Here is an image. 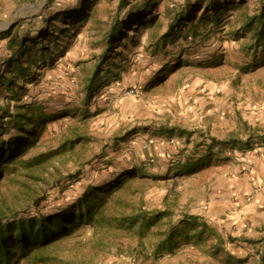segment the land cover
I'll return each instance as SVG.
<instances>
[{
    "label": "rangeland",
    "instance_id": "rangeland-1",
    "mask_svg": "<svg viewBox=\"0 0 264 264\" xmlns=\"http://www.w3.org/2000/svg\"><path fill=\"white\" fill-rule=\"evenodd\" d=\"M143 1L128 0L119 18L134 13V6ZM147 1L156 37L151 39L144 27L148 16L142 22L124 24L106 58V65L120 76L108 73L105 64L101 65L96 87L90 91L83 85L104 48L118 0H37L0 17V74L8 71L12 56L21 53V44L30 46L20 59L32 69L18 79L13 90L0 84V105L11 111L25 106L42 117L38 143L26 156L55 153L32 200L21 195L16 203L11 190L20 188L18 183L10 190L8 179L0 185V191H5L16 206L17 218L65 210L91 187L102 197L107 186L123 184L136 176L134 168H145V177L133 178L114 198L121 202L119 208L125 205L127 211L143 208L149 217L147 223L138 221L130 229L115 228L119 235H104L109 239L105 248L90 242L93 230L83 225L76 236L59 245L58 259L44 264H237L212 255L202 244L185 243L180 236L172 251L162 244L169 230L184 225L181 220L189 206L204 201L203 187L218 171L192 162V173L171 172L167 161L158 164L151 157L139 156L135 144L125 148L130 141H123V137H134L136 129H144L141 134L149 135L173 122L191 132L205 130L199 107L206 99L203 87L211 82L230 86L237 96L263 104L264 39L254 41L253 31L241 26L242 10L234 7L246 5L251 14L262 9L264 0ZM186 8L198 33L193 35L189 25L181 27L182 22L172 28L168 39L160 40L158 36L171 21L169 14ZM41 40L49 47L43 48ZM41 51L43 60L38 59ZM3 121L12 127L8 117ZM245 126L242 129L239 125V136L249 132ZM68 139L74 141L70 149H66ZM15 163L19 167L20 163ZM157 165L158 171L154 170ZM199 167L204 170H194ZM72 243L84 247L77 251Z\"/></svg>",
    "mask_w": 264,
    "mask_h": 264
},
{
    "label": "trees",
    "instance_id": "trees-1",
    "mask_svg": "<svg viewBox=\"0 0 264 264\" xmlns=\"http://www.w3.org/2000/svg\"><path fill=\"white\" fill-rule=\"evenodd\" d=\"M127 1L118 0L112 26L104 37V48L100 56L95 59L92 72L83 85L87 91L95 89L96 76L101 65L105 64L108 73H112L116 77L120 76V73L110 64L106 65V58L114 50L116 40H119L123 33L124 24L136 20L141 21L148 16V23L144 27L151 39L157 35L155 26L152 25L154 16L150 14V2L147 0L135 5L134 13L127 12L123 19L119 18V11L126 6ZM239 8L242 10L239 17L241 26L253 31L254 41L261 42L264 39V12L262 11L264 4L262 9L251 14H248L246 5L234 7V9ZM216 11L217 9L213 14ZM169 16L171 21L168 22L164 34L158 36L160 40L168 39V36L173 34L172 28L182 22L184 24H181V27L189 25L193 35L198 33L188 8L172 11ZM203 18L202 16L200 20L204 24ZM187 22L189 24H185ZM47 31L50 35L55 36L50 29ZM30 40L28 38L27 41L30 42ZM39 43L43 48L49 47V44H43L42 40ZM20 47L22 51L15 57L12 56V63L9 64L8 71L0 74V84L11 90L20 77H26L32 72L30 64H25L20 59L23 51H27L30 46L21 44ZM27 55L29 56L28 53ZM39 55L38 59L43 60L45 56L43 51ZM32 61L37 62V59L32 58ZM110 63L112 64V62ZM4 117H8L12 127L9 128L5 124ZM41 118L25 106H18L15 111H11L5 105H0V185L5 183L4 179H8L6 186L10 190L14 183H18L20 188L16 191L11 190V197L15 199L16 203H19L21 195L30 200L34 198L38 182L44 179L43 171L49 165L52 154H55L40 153L33 157L26 156L38 143ZM75 139L81 140V137ZM72 143H74L73 140H66V144H68L66 149H70ZM16 161L20 163L19 167H17ZM132 172L136 173V176L128 178L123 184L116 185L114 188L107 186L108 188L104 190L106 191L105 195L102 197L98 194L99 190L91 187L83 192L73 205L64 208L65 210H51L37 216L27 213L24 218H17L18 212L16 206L10 202L11 197H7L5 191H0V264H44L52 259H58L59 245L76 236L83 225H88L93 230L90 242L96 247L105 248L109 243V239H105V236L109 235L115 238L119 235L115 228L130 229L138 221L147 223L149 217L143 208L137 212L133 209L127 211L125 205L119 208L121 202L114 198V194L124 189L133 178L146 176L143 167L134 168ZM33 203L37 204L38 202L33 200ZM110 204L113 205L110 207ZM112 208L118 211H112ZM184 221V225L181 224L175 231L169 230L166 233L162 244L167 246V251H172L173 246L178 243V236H180L185 243H192L195 246L202 244L212 255L221 256L227 260L231 259V256L222 247L221 240H218L214 228L202 222L198 223L196 217ZM72 245L77 251L84 247L77 243H72Z\"/></svg>",
    "mask_w": 264,
    "mask_h": 264
},
{
    "label": "crops",
    "instance_id": "crops-1",
    "mask_svg": "<svg viewBox=\"0 0 264 264\" xmlns=\"http://www.w3.org/2000/svg\"><path fill=\"white\" fill-rule=\"evenodd\" d=\"M31 1L37 0H0V17ZM229 87L212 82L203 87L206 99L199 111L205 130L191 132L173 122L149 135L136 129L134 137L126 134L123 141H130L125 148L135 144L139 156L158 164L167 161L171 172L192 173V162L215 168L218 173L203 187L204 201L189 206L182 223L196 217L198 223L214 228L233 262L264 264V103L237 96ZM240 124L249 132L239 136ZM152 139L158 143L145 148L142 143Z\"/></svg>",
    "mask_w": 264,
    "mask_h": 264
},
{
    "label": "built area",
    "instance_id": "built-area-1",
    "mask_svg": "<svg viewBox=\"0 0 264 264\" xmlns=\"http://www.w3.org/2000/svg\"><path fill=\"white\" fill-rule=\"evenodd\" d=\"M130 92H132V91H130ZM129 92V93H130ZM158 143V140H155V139H152V140H150L149 142H147V144L145 143V147H148V146H151V145H156Z\"/></svg>",
    "mask_w": 264,
    "mask_h": 264
}]
</instances>
